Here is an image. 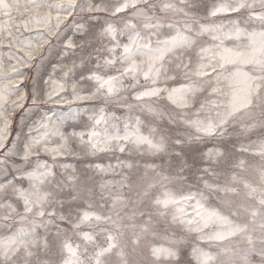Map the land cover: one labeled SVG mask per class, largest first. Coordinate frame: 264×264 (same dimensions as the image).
Listing matches in <instances>:
<instances>
[{
    "label": "snow or ice",
    "instance_id": "6c2138e0",
    "mask_svg": "<svg viewBox=\"0 0 264 264\" xmlns=\"http://www.w3.org/2000/svg\"><path fill=\"white\" fill-rule=\"evenodd\" d=\"M197 11V0H0V36L20 53L0 58V264H264V0L205 9L241 18L227 28ZM34 28L63 36L71 64L54 67L50 90L23 92L21 69L51 48L42 32L35 44L24 35ZM230 127L258 138L240 155L196 147ZM77 147L97 160L134 153L145 167L129 156L81 172L65 162Z\"/></svg>",
    "mask_w": 264,
    "mask_h": 264
},
{
    "label": "rangeland",
    "instance_id": "374dc122",
    "mask_svg": "<svg viewBox=\"0 0 264 264\" xmlns=\"http://www.w3.org/2000/svg\"><path fill=\"white\" fill-rule=\"evenodd\" d=\"M9 2H11V0H9ZM28 2L29 0H19V3L21 6L27 4ZM38 2H43V0H38ZM49 2H53V0L51 1L49 0ZM221 2H224V0H197L198 11L195 13L196 18L201 23L212 24V25H217V26L223 25L225 28L230 26V23L232 20L241 19L239 16H237V14H231V16L229 17L219 16L214 19H212V17L210 18V16L207 15V12L205 11V9L207 8L208 10H210L214 4H219ZM22 12H23V8L20 13L14 11L13 17H19L22 14ZM97 15L102 17L104 14L99 13ZM6 19H7L6 17L0 15V21H5ZM61 27H63V25ZM12 30L15 31L14 28ZM41 32L49 40L51 48L49 49V46L45 45V48L41 49L40 52L33 59L32 63L34 66L31 69H27V68L21 69L22 71H25L28 73V76L24 78L23 85L21 86V90L23 92H30L33 88L46 90L48 88V84H46L45 82L48 81L49 76L52 77L53 79L61 78L60 73H56L55 75H53V72L51 71L52 68L56 66L62 67L63 65L71 64V57H69L68 59L63 58V49H64V44L62 42L63 36H61L60 39H57L55 35L48 37L46 31H43L42 29H33L30 32H25L24 35L28 37L29 39L31 38L36 39L38 33H41ZM65 34H70V30H65ZM226 45L230 47V43L226 42ZM9 55H14V57H18L20 53H17L15 48L9 49L8 40H7V36L5 33L3 36H0V58H3V62L6 66L10 64H16L15 58H13L11 61L8 60ZM41 56L44 57L43 60L40 59ZM60 67H57V70L60 71ZM27 104L30 105L31 101L29 100ZM153 106L155 107L156 105L154 104ZM50 107H55V106L51 104L40 105L38 112L40 114H43V112L46 111ZM23 111H24L23 109H17L16 113L14 114L13 121H12V128L14 131L9 137L10 140L15 139L16 133L21 131L20 117ZM123 111L124 110H116V115L118 116L122 115ZM32 118L33 117L30 116L25 121V123H30ZM69 130L71 131V129ZM23 131L24 133H27L28 129L24 128ZM240 131H241L240 128H236V130L233 132V129L230 127L229 135H226L223 141L206 140L196 145V147L200 151H206L208 148H213L214 146L218 144H222V145H226L228 149L234 151L237 155H240L241 145H244L245 147H247L251 143V141H255L258 138L256 131H254L253 133H249L247 136H241ZM221 150H223V147L221 148ZM76 153H77L76 155L68 156L65 162L75 165L78 169L81 170V172L88 166V163L90 161H95L97 163H103L105 165H108L109 163L115 165L117 163L118 158L125 159L129 156H132V158L136 160V163L139 165L141 172L143 171L145 167L144 160L140 159L139 156L135 155L134 153H127V152L123 154L116 153L115 157L109 155L107 157H103L100 160H97V159L90 160L89 157H85L86 156L85 153L79 151L77 148H76ZM198 156H199L198 152L189 153V157H188L189 161L191 162L192 159H196L198 158ZM157 163H159L158 160H157ZM117 171H119V169ZM89 174L91 175V173ZM104 178L110 179L111 174H109L107 177H104ZM104 178H100V177L97 178V181H96L97 186L103 181ZM96 199H98V196L92 198L91 200V202L94 205H95ZM209 205L212 207H216L218 205V200L215 196L209 197ZM3 211L4 209L0 208V214H3ZM9 223H11V221H9ZM85 230H89V229H85ZM180 231L181 229H179L178 226L173 225L172 229L168 231L167 235L173 236L174 232L179 233ZM190 235H195V234H190ZM72 239L76 240V237L73 236ZM123 239L127 243V247L125 251L131 252L132 248L134 247V245L131 244V240L134 239V237L132 236V233L126 232ZM100 241L101 242L103 241V236L100 237ZM188 243H197V241H194V240L185 241L184 242L185 252L190 251V248L187 247ZM139 247L140 248L143 247V242H141ZM116 259H117L116 257H113V261H115Z\"/></svg>",
    "mask_w": 264,
    "mask_h": 264
},
{
    "label": "bare ground",
    "instance_id": "6f19581e",
    "mask_svg": "<svg viewBox=\"0 0 264 264\" xmlns=\"http://www.w3.org/2000/svg\"><path fill=\"white\" fill-rule=\"evenodd\" d=\"M50 1H51V0H50ZM53 2H55V0H53ZM53 15H55V13H53ZM210 18H211V17H210ZM214 18H216V17H212V19H214ZM53 23H55L54 20H53ZM61 26H62V25H61ZM216 26H217V25H216ZM34 29H35V28H34ZM36 39H37V38H36ZM36 39H32V38H31L30 40H32V42L35 44V43H36ZM204 39L208 40L209 43H212V41L210 40L209 37L206 36V37H204ZM226 42L230 43V47L233 46V43H232V42H230V41H226ZM226 42H225V43H226ZM34 58H35V57H34ZM69 66H70V65H69ZM166 67H167V66H166ZM53 69H54V67H53L52 70H51V71L53 72V75H55L56 73H60V74L62 75V72H61V71L57 70V71L54 72ZM77 72H79V70H77ZM50 78H52V77L49 76V77H48V80H49ZM52 79H53V78H52ZM181 79H183L182 76H181ZM141 82L143 83V81H141ZM167 84H172V82H171V81H168ZM160 86L163 87V86H166V84H165L163 81H161V82H160ZM173 86H175V85H173ZM50 87H51V86L48 84V88H47L46 90H50ZM69 91H70V89H69ZM95 103H99V102L97 101V102H95ZM44 112H45V111H44ZM44 112H43V113H44ZM212 114L214 115L215 113H212ZM77 149H78L79 151L85 153V151H82V150L80 149V147H77ZM117 153H119V152H117ZM76 154H77V153H76ZM76 154H75V155H76ZM85 154H86V153H85ZM120 154H121V153H120ZM85 157H89L90 160H91V159H92V160H93V159H96V157H91V156H89V155H86ZM189 211H191V209H189Z\"/></svg>",
    "mask_w": 264,
    "mask_h": 264
}]
</instances>
